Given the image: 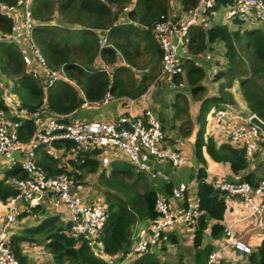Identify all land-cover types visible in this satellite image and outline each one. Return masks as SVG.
<instances>
[{
    "label": "trees",
    "instance_id": "1",
    "mask_svg": "<svg viewBox=\"0 0 264 264\" xmlns=\"http://www.w3.org/2000/svg\"><path fill=\"white\" fill-rule=\"evenodd\" d=\"M16 1L0 0V3L10 5ZM180 1L185 9L197 3V0ZM230 1L216 0L213 10ZM131 3L133 7L123 11ZM29 11L32 41L46 64L66 77L46 85L40 76L34 75L25 65L18 46L5 38L11 32L12 22L0 13V75L11 79V93L19 105L29 112L44 105L54 113H76L84 101H102L106 94L115 100L138 98L160 75L163 51L154 35L153 26L156 21L166 17L168 0H30ZM101 36L106 39L103 45L99 44ZM187 37L189 54L200 55L214 43L221 42L226 59V64L212 77V81L219 82L216 95L208 94L204 83L207 74L205 68L192 58H184L182 72L172 79L177 85L186 83L191 97L200 102L193 121L187 96L177 90L170 102V127L178 131L181 137L189 136L195 129L196 194L203 213L198 218L192 239L193 264H206L212 246L201 247L203 233L209 226L212 238L223 235L226 202L223 193L205 180L204 154L215 162L228 163L236 174L247 167L243 149L228 143L217 144L212 136H206L207 118L213 110L234 104L230 89L237 80L248 113L264 121V29L261 26L230 29L225 24H214L208 28L192 26ZM97 60L108 65L109 71L96 64ZM135 71H139L138 76ZM1 91L0 111L9 113L7 111L11 106L6 103ZM18 119L21 120L19 139L28 141L36 126L30 118ZM162 129L164 131V126ZM59 143L55 142L54 145H61ZM63 144L67 147L72 145L70 141ZM35 155L36 165L47 175L68 171L77 180L84 179L87 174L96 176L95 188L99 192L92 191L87 194L89 196L84 194V197L90 201L105 202L107 217L100 240L101 253L108 258L127 254L134 225L140 222L145 224L158 215L156 202L159 194L170 197L174 183L150 177L126 160H113L106 167H100L94 151L80 152L69 158V168L65 164L59 166L60 159L47 152L42 145ZM5 173L18 177L27 174L18 166L6 169ZM242 180L254 183L248 175ZM15 192L13 187L0 179V220L3 219L7 199ZM29 212L42 217L34 225L15 226L9 236L10 249L19 264H32L25 248L33 244L42 245L50 256H46L43 264H110L107 259L96 255L85 239L71 237L66 232L68 224L60 219L54 209L46 214L42 207L36 206L30 208ZM25 214L27 212L20 217ZM209 220L213 221L210 225ZM171 241L175 242L176 237L173 236ZM163 248L161 246L160 250ZM129 264L170 263L161 260L158 251L149 248L137 254ZM247 264H264V237L257 251L248 255Z\"/></svg>",
    "mask_w": 264,
    "mask_h": 264
},
{
    "label": "built area",
    "instance_id": "2",
    "mask_svg": "<svg viewBox=\"0 0 264 264\" xmlns=\"http://www.w3.org/2000/svg\"><path fill=\"white\" fill-rule=\"evenodd\" d=\"M29 3L30 0H17L10 5L0 3V13L12 22L11 32L5 38L18 46L25 65L34 75L40 76L43 83L48 85L56 79H66L58 70L46 64L31 39ZM215 4L216 0H197L194 7L185 9L180 0H168L166 17L156 21L153 26L154 35L163 51L159 75L162 80L173 84V77L182 72L184 58H192L197 64H200V60H212L208 52L197 56L189 54L187 34L192 26H211ZM132 7L133 3L123 8V11ZM224 8L225 20L238 23L248 21V26L264 23V0H231ZM105 40L101 36L99 44L103 45ZM99 61V65L109 71L108 65ZM219 65L211 66L208 73L211 79L220 70ZM3 86L0 80V87ZM10 97L14 100L11 106L14 114L0 111V179L16 192L7 199L3 219L0 220V264H19L9 246L11 231L17 226L18 216L23 210L44 204L51 206L57 214L64 215L63 221L68 224L66 232L71 237L85 239L94 253L107 259L110 264H129L137 254L149 248L160 252L161 246H167L168 231H177L178 226L185 228L192 242L198 218L203 213L196 194L197 181L174 182L171 173L184 167L187 164L186 158L179 147L171 142L170 136L164 133L156 110L145 106L134 112L132 108L138 104L137 98L119 99L116 102L121 110L117 111L113 120H109L77 116L75 113L58 114L48 111L44 105L29 112L19 105L13 95ZM111 101L115 99L106 94L102 101H84L81 109L101 107ZM253 115L248 114L242 118L234 108H217L207 119L206 136H212L217 144L228 143L243 149L247 160L252 159L259 148L264 146V131L250 122ZM18 118H30L36 126L28 141L19 139L21 120ZM211 126L214 131L210 129ZM65 141H70L72 145L67 147L63 144ZM55 142H61V145L56 146ZM41 145L60 159L59 166L65 164L68 168V159L85 151L95 152L100 167H106L113 160H126L150 177L167 183L174 182L171 195L167 197L169 199L159 195L156 202L158 215L154 219L147 224L134 225L130 250L125 256L104 257L100 238L107 217L105 202L86 199L85 189L68 171L55 175L45 174L36 165L35 154ZM13 151L18 152V158L13 157ZM14 166L25 171L26 176L6 175V169ZM168 167L173 171H169ZM209 183L220 190L224 197H232L238 200L243 209L251 210L257 217V228L264 230V176L256 183L226 179L223 176ZM174 199L179 201L174 202ZM61 207H64L65 212ZM222 236L228 237L226 247L243 255L253 252V248L242 237L234 236L229 227H224ZM93 244L99 246L100 250L94 248ZM31 249L42 252L43 246L33 244ZM42 253L49 256L44 250ZM217 256L216 252H210L206 264H214Z\"/></svg>",
    "mask_w": 264,
    "mask_h": 264
},
{
    "label": "crops",
    "instance_id": "3",
    "mask_svg": "<svg viewBox=\"0 0 264 264\" xmlns=\"http://www.w3.org/2000/svg\"><path fill=\"white\" fill-rule=\"evenodd\" d=\"M262 28L264 29V25ZM216 44H217V42L214 43L213 46ZM222 46H223V44H222ZM223 51H224V48H223ZM224 58H225V56H224ZM99 62L100 61L97 60L96 64L99 65ZM225 62H226V59H225ZM223 65H222V67H223ZM209 66H211V65H209ZM208 73L206 74V80H210V81L206 82V80H205L204 83L206 84V86L208 88V94L209 95H216L218 93L219 82L212 81L211 77L208 76L209 75ZM210 83H212V84L210 87H208V85ZM176 91L177 90H174L173 94H175ZM230 92L233 94L234 104L233 105H227V107L236 109L242 118L247 116L249 114L248 113L249 111H248V108H247V106H246V104H245V102L241 96V92H240V88H239V82L237 80H235L233 82L231 89H230ZM184 94L187 96V98L189 100V111H190L191 118L194 121V118L198 112V107H199L200 102L198 100H195V99H193L194 100L193 101L189 92L184 93ZM109 104H113V106H115V109H114L115 111L112 113L111 117L106 116L105 118H107L109 120H113L117 111L121 110V106L116 101H111V102H109ZM109 104H107V105H109ZM143 105L144 106L137 104V105L133 106L132 109L134 112H138L141 109H143L145 106H147V104H143ZM89 109H91V110L90 111H83V109H80L79 111H77L75 113V115H79L82 117L95 118L96 115H95V112L93 111L94 109H92V108H89ZM108 112H109V110H108ZM210 114L211 113H209V115ZM171 116L172 115L170 112L169 122L167 121V123H169L170 126L172 124L171 123L172 122ZM160 122H161V126L163 128L161 117H160ZM173 130H175V129H173ZM165 131L166 130L164 128V132ZM168 136H171L173 138V141H174L173 144L177 145L179 147L180 151L185 148L189 152L190 148H191V151L193 153V155H192L193 161L190 160L192 162V165H191L190 161H188V159H186V163L188 164V165L187 164L186 165H187V167H189V169L187 171H183V169H184L183 167L179 171H173L169 167L167 168L169 171H173L171 173V175H172L174 182L179 181V180H184L183 178H186L188 180H190V178H192V180L196 181V179L194 178L196 171H195V174L192 175V169L197 170V164H196L195 158H194L195 129H193L192 133L187 137H181V136H179V134H177V132H176L175 136L173 135L172 132L169 133ZM204 156H205V160H206V173H207V176L205 178L206 182H211V180L218 178V177H221V176L225 177L226 179H231V180H233V179H235V180L241 179L242 180V178L244 176L248 175V176H250V179L254 183H256L258 180H260L264 176V146H261L259 148V150L255 154L254 158L247 160V167L243 171H241L237 174L233 173L231 171L228 163L215 162L206 153L204 154ZM191 176H193V177H191ZM165 198L169 199L167 197H165ZM225 202H226V209H225L223 220H222L223 226L226 228L229 227L232 230V232L234 233V236L242 237V239H244L247 243L249 241L261 243V240L263 237H260L261 234L259 236V233L261 230H259L256 226V219H257L256 215L253 214L251 212V210H249V209H243V207L238 203V200H235L232 197H228V196L226 197L225 196ZM40 207H42L45 210L46 214L50 213L51 208H52L51 206H49L47 204L40 205ZM61 209H62V211L65 212L64 207H61ZM29 211H30V209L23 210L19 214V216H18L19 221L17 223V226L19 228L34 225L42 217V215L33 214V212H29ZM23 212H27V214L20 217V215ZM59 216H60V219L63 221L64 215H59ZM147 223H145V224H147ZM212 223H213V221L209 220V225ZM140 224H144V223L140 222ZM209 228L210 227L208 226V228L203 233L201 247H204L206 245L212 246L211 252H216L218 255L217 256L218 258L215 260L214 264H247L248 263V255H243V254L239 253L238 251H235L229 247H226V242L228 240V237L221 236L219 238H212L210 235V229ZM168 232H169L168 233V239L166 240L167 246L166 247L164 246V248H163L164 250L167 251V253H169V254L173 253V249L175 248V245H173L172 244L173 242L171 241L173 236L176 237V240L181 239L183 236H187L188 241L186 242V244H187V246L191 247L192 249L190 250V253L188 256V262H186V260H183V262H182V260H179L178 262L174 263L173 261H170L164 257L161 260L169 262L170 264H183V263L184 264H193V262H194L193 261L194 250H193L192 242H190L189 233L186 232L185 228H183V227L182 228L179 227V229H177V231L172 230V231H168ZM164 250H160V252H158V254H162L164 252ZM253 251H254V248H253ZM34 260L35 259L31 258V262H34Z\"/></svg>",
    "mask_w": 264,
    "mask_h": 264
},
{
    "label": "rangeland",
    "instance_id": "4",
    "mask_svg": "<svg viewBox=\"0 0 264 264\" xmlns=\"http://www.w3.org/2000/svg\"><path fill=\"white\" fill-rule=\"evenodd\" d=\"M225 12H226V8H224V6L219 7L213 14V19L211 20V25L214 24H226L227 27H230L231 29H237V28H248L249 26L247 24L248 21H244V22H239L236 23L233 20H225L223 18V15L225 17ZM264 23L261 24L260 26L263 27ZM210 49L207 50L206 52L210 53L212 56V60L211 61H205L202 60L200 61V64L205 68L206 73L210 72L211 70V66H213V64H220L219 67H222L223 64H225V58H224V51H223V46L221 42H217L216 45L209 47ZM241 53L243 52L241 49L239 50ZM243 54V53H242ZM211 65V66H209ZM135 74L138 76L139 75V71H135ZM0 80L3 83V87H0V90H2L1 92L3 93L4 96V100L6 101V103L10 106H12V104H14V100L13 97L11 98L10 95H13V93H11L12 91V81L11 79L0 75ZM206 80V79H205ZM209 82L210 80H206V82ZM164 80L161 79V77L158 74V77L148 86L145 95L143 97H138L137 98V103L139 105L144 106L143 104H147L148 108H151L153 110H156L158 113V116L161 117V121L163 126H165V134L168 135L169 133H173V135H176V131L173 130L169 123H167V121L169 122V114L171 112L172 115V110L170 107V102L173 99V92L174 90H180L183 93H188V86L186 83L184 82H180V84H176L174 83L173 85L166 82ZM212 83H210L208 85V87L211 86ZM5 88V89H4ZM179 91V92H180ZM14 96V95H13ZM190 96V95H189ZM192 98V97H191ZM193 100V98H192ZM116 101V100H115ZM194 101V100H193ZM109 104V103H108ZM115 106H113V104H109V105H103L101 107H96L94 108V112H95V118L98 117H102L105 118L106 116L111 117L112 113L115 111ZM91 109H83V111H90ZM109 110V112H108ZM7 112H9L10 114L13 112V109H9ZM108 112V113H107ZM104 113V114H103ZM107 113V114H106ZM14 114V113H12ZM115 114V113H114ZM101 115V116H100ZM172 120V118H171ZM166 122V123H165ZM210 129L212 131H214V127L211 126ZM178 133V131H177ZM170 139H172V143H174L173 138L170 136ZM182 155H184V157L186 159H188V161H193V153L191 151L188 152L185 148L183 150L180 151ZM190 161L191 165L192 162ZM188 165V164H187ZM187 165L185 167H183V171H187L189 169V167H187ZM195 171L192 169V175L195 174ZM196 175V174H195ZM194 178L196 179V177L194 176ZM184 180H188L186 178H183ZM95 180H96V176L94 174H87L86 177L84 179H79V184L85 189V194L87 195L88 193H98L99 191L95 188ZM190 180H192V178H190ZM197 180V179H196ZM156 181V180H155ZM194 181V180H193ZM157 182V181H156ZM155 184V182H154ZM159 185V183H158ZM157 185V186H158ZM159 195H164L162 193H160ZM89 196V195H87ZM93 200V199H91ZM179 201L177 199H174V202ZM180 227V226H178ZM261 234V236H260ZM260 237H264V230H261L259 233ZM187 236H183L181 239L176 240L175 242H173L172 244L175 245V248L173 249V253L169 254L167 253L166 250H164V252L162 254H159L160 258L163 259L166 258L170 261H173L174 263L178 262L179 260H186V262H188V256L190 253V250L192 249L191 247L187 246L186 242H187ZM249 245L254 248V251H257V247L259 245L260 242H248ZM39 245V244H36ZM174 247V246H173ZM25 250H27L26 252L29 253V255L31 256L32 259H35L36 261H38L39 264H43L44 261L47 259L45 257V255L42 253L43 250L44 252H47L44 249H42V252H40V250H35V249H31V246H27L25 248ZM39 251V252H37ZM27 253V254H28ZM41 253V254H40ZM34 260V261H35ZM32 264H35V262H32ZM184 264V263H183Z\"/></svg>",
    "mask_w": 264,
    "mask_h": 264
},
{
    "label": "water",
    "instance_id": "5",
    "mask_svg": "<svg viewBox=\"0 0 264 264\" xmlns=\"http://www.w3.org/2000/svg\"><path fill=\"white\" fill-rule=\"evenodd\" d=\"M250 122L252 124L257 125L258 127H260L264 131V122L259 117H257L256 115H253L250 118ZM12 155L14 158H18V156H19L17 151H13ZM93 247L96 248L97 250H100V247L97 246L96 244H93Z\"/></svg>",
    "mask_w": 264,
    "mask_h": 264
}]
</instances>
